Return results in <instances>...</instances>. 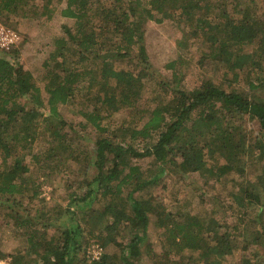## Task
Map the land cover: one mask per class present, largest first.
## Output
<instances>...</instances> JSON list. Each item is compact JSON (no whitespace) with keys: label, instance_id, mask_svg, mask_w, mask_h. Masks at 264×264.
Instances as JSON below:
<instances>
[{"label":"trees","instance_id":"16d2710c","mask_svg":"<svg viewBox=\"0 0 264 264\" xmlns=\"http://www.w3.org/2000/svg\"><path fill=\"white\" fill-rule=\"evenodd\" d=\"M107 1L0 0L1 21L16 30L13 14L41 20L60 12L75 19L54 38L44 61V88L31 70L11 58L24 44L21 33L20 45L0 51V204L9 209L17 195L37 184L26 162L7 161L28 153L38 137L47 143L44 158L35 156L44 160L45 179L54 175L72 183L68 219L55 222L26 216L17 208L7 211L28 242L10 254L8 264H141V244L152 228L167 231L168 247L159 264H194L179 256L185 249L198 251L202 264H226L239 237L244 239V264H264V164L253 183L256 189L246 182L250 155L264 162V0ZM177 15L188 26L185 47L191 38L201 37L204 56L227 70L222 80L206 77L191 90L154 83L144 67L149 62L144 28L149 21L162 23ZM182 63L180 58L167 64L174 80ZM131 65L141 66L143 73L135 75ZM87 77L95 92L80 91L78 85ZM151 85L152 98L137 120L146 118L141 126L104 123L124 106L140 107ZM93 101L101 103L103 113L92 108ZM67 104L78 108L83 127H94V153L69 140L64 130L68 123L59 110ZM73 162L79 171L71 169ZM165 172L198 174L209 187L212 178L222 183L230 177L241 221L220 223L208 214L180 221V207L168 211L152 193L135 195ZM72 175L80 182L70 183ZM41 186H32L31 200L40 196ZM109 241L116 245L114 251L98 259L88 256V247ZM172 253L179 258L170 260ZM8 256L0 250V259Z\"/></svg>","mask_w":264,"mask_h":264},{"label":"rangeland","instance_id":"374dc122","mask_svg":"<svg viewBox=\"0 0 264 264\" xmlns=\"http://www.w3.org/2000/svg\"><path fill=\"white\" fill-rule=\"evenodd\" d=\"M32 1L39 4L42 3V0ZM107 3L111 4L113 0L107 1ZM64 5L66 4L63 3ZM13 18L18 19L16 26L17 30L24 37V44L21 46L20 54L17 56L12 55L11 58L18 60L26 69L31 70L38 78L39 84L44 88L45 82L42 77L45 72L44 61L54 48V38L63 33L65 26L72 27L75 19L63 17L60 12H57L51 18L44 17L41 20L25 18L18 14H13ZM0 20L2 19L0 18ZM144 29L146 36L145 43L149 54V62L144 67L147 66L145 70L154 75V83L157 82L160 84L162 81L171 89L184 87L191 90L197 88L206 77H214L217 80H222L227 70L222 65L218 66L211 59L204 56V51L207 47L202 43L201 37L191 38L189 47H185L184 42L186 38L184 34L188 30V26L180 15H177L175 19H165L162 23L156 22L155 20L149 21ZM245 50L249 51L250 47H246ZM245 53L247 54L249 52ZM180 58H183L184 63L181 65L178 64L181 74L177 80H174L173 70L168 68L167 64L171 60ZM130 68L135 75L143 73L141 66L131 65ZM229 75L232 77L231 71H229ZM91 85L93 83L87 77L78 86L82 93L95 92L96 88L91 87ZM158 88L160 91L164 90L160 85H158ZM150 98H152V85L145 88L140 107L137 106L133 109L124 106L113 116L105 118L103 120L104 123L112 128L141 126L146 118L137 121L139 113L143 108L148 106ZM91 106L94 109H99L102 113L104 112L101 103L97 101H93ZM75 109L77 110L78 108L70 104L59 106L60 112L68 123L64 127V130L69 133V140L76 141V144L94 153L96 131L90 125L83 127L84 118L76 115ZM81 122L82 125L80 124ZM46 148V139L38 137L31 147L27 149L29 151L28 153L20 155L18 159L9 158L7 161V164L12 163L14 160H17L19 163L26 162L32 167L31 174L35 178L34 180H37V184L42 182L43 186L40 188V196L34 200H31L30 195L32 194V189H34L32 186L37 184H31L26 194L17 195V200L10 203L9 209L0 204V250L9 255L7 258H1L0 264H8L11 259L10 254H17L19 248L24 249L25 246H28L23 229L17 227L14 218L7 213L11 208H17L20 213L30 217H38L40 219L50 217L48 220L55 222H58L56 219L59 217L68 219L69 214L67 213V208L71 200V182L75 184L79 183L80 180L75 175L69 178L71 184L67 180L53 179L55 177L54 175L49 176L50 179H45L41 168L44 160L39 159L38 161L35 156L43 155L44 158L47 151ZM37 153L39 155L33 156V154ZM150 160L151 157L146 162ZM249 160V172L246 175V182L249 183V186L252 185L256 189L253 183L256 181L257 175L262 172L264 162L259 158L255 160L251 155ZM221 163H223V159H221ZM251 163H253V166H251ZM2 165L4 164L0 156V168H3L1 167ZM79 168L80 166L75 162L71 163V169L73 171H79ZM236 178L240 180L239 177ZM204 183L205 179L201 178L198 174L186 176L181 173L165 172L161 174V177L154 185L136 191L135 195L150 196L152 193L161 200L168 211L176 210L180 207L179 210H181L182 214V216H178L180 221L190 216H197L203 219L210 216L216 218L220 223L233 225L240 222V218H242L240 215L241 207L237 206L232 195L235 186L230 177L222 183L212 178L209 180L210 187L209 185H204ZM211 184H215V186H211ZM78 214L81 216L80 213ZM207 214L209 215L208 217ZM248 217L252 219L255 216H253V212H250ZM153 218L155 219L156 216H153ZM50 231V233L54 232V228ZM166 237L167 231L165 229L152 228L149 231L147 239L141 244L142 256L139 262L141 264H159L158 262L161 261V253H164L165 246L168 247ZM89 240H92V238H89ZM120 240L126 241L127 238H120ZM243 240V237H239L233 254L226 257V264L245 263L244 255L246 251ZM107 243L104 244L105 246L100 245L102 246L103 253L116 249V245L112 242L109 241ZM96 246L88 247V251L92 248L91 252L94 253ZM149 249L152 251H148ZM198 253V251L195 252L190 249H185L179 256L186 259L191 258L190 260L194 264H202L199 260ZM28 258L30 260V257ZM173 258L177 260L179 257L175 253H172L170 260H173Z\"/></svg>","mask_w":264,"mask_h":264},{"label":"built area","instance_id":"2783aa9c","mask_svg":"<svg viewBox=\"0 0 264 264\" xmlns=\"http://www.w3.org/2000/svg\"><path fill=\"white\" fill-rule=\"evenodd\" d=\"M21 42H22V36L20 32L16 29H13L5 25L0 20V51H9L12 48L20 45ZM94 245H97L96 248L94 249L95 252L92 253L91 252L92 248H90L88 251V256L98 259L103 254V249L102 246H100V244H94Z\"/></svg>","mask_w":264,"mask_h":264}]
</instances>
